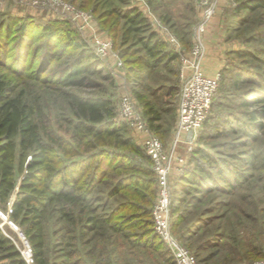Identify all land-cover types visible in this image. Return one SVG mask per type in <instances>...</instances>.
<instances>
[{"label": "trees", "instance_id": "trees-1", "mask_svg": "<svg viewBox=\"0 0 264 264\" xmlns=\"http://www.w3.org/2000/svg\"><path fill=\"white\" fill-rule=\"evenodd\" d=\"M63 1L81 11L90 9L94 14L97 12L93 0ZM103 1L109 3L121 0ZM192 7L197 12L195 0L192 1ZM232 7L237 11L255 10L264 8V1L234 0ZM100 14V27L109 36L114 38L117 34L115 37H119L122 45L134 38L133 43L144 52L135 64L142 63L146 69H155L162 64L179 62V53L170 45L169 49L167 42L150 28L147 17L138 7H110ZM165 21L170 23L169 19ZM192 33L189 32L188 39L179 33L175 35L185 51L191 48ZM34 42H41L37 45L41 68L33 73L37 81L54 83L60 87L87 88L91 85V77L108 71L103 60L65 23L50 21L37 26L27 18L0 16V66L10 57L9 46L14 44L16 68H20L18 72L22 73L29 54L33 52L32 56L35 55ZM113 48L118 53L115 45ZM72 52L75 54L60 70L53 72L50 77L41 78L40 75L50 68L57 57ZM231 54L235 55L231 52L230 57ZM118 57L123 67H126L129 78L140 84L141 75L134 71V62L123 60L122 54ZM104 79L111 87L115 86L110 75ZM235 82H252L258 86L257 89L238 95L244 108V121H238V128L242 136L253 137L258 130L264 129V79L245 80L237 72ZM163 90L167 94L171 91L167 87H163ZM134 95L137 103L131 98L148 128L158 133L161 115L140 93L135 92ZM66 98L73 115L72 119L66 120L72 142L52 128L37 105L30 103L22 93H16L11 80L0 75V210L8 215L9 220L29 241L38 264H54L47 258L46 220L49 206L56 211L57 220L62 223L65 234L61 238L67 240L64 241L65 250L69 254L83 252L85 263L88 259L90 264H158V259L162 257L159 253L165 252L164 248L168 249L153 228L151 212L156 198L153 200L154 192L150 190L156 187V181L150 158L128 135L129 127L118 118L113 97L68 93ZM213 104L214 99L210 109ZM217 104L220 106L221 102ZM250 107L254 109L249 110ZM57 152L66 161H62ZM208 154L203 149L192 151L182 172L173 182L172 190L192 194L206 191L207 185L218 186L223 183L234 187L238 178L243 177L228 167V160H238L236 156L222 159L212 158ZM205 157L210 159L209 165L201 163ZM232 175H235L234 180L230 179ZM17 176L20 177L19 182ZM103 178L110 182L105 197L112 199L128 192L131 201L137 200L141 204L120 200L102 217L96 215L91 204L102 200L101 194L104 192L99 190V196L91 195ZM143 190L149 192L147 197L140 194ZM13 195L14 199L10 203ZM175 212V209L171 211V218ZM174 226L172 223V229ZM262 259L264 257L247 260L252 263ZM0 264H24L15 244L1 228Z\"/></svg>", "mask_w": 264, "mask_h": 264}, {"label": "rangeland", "instance_id": "rangeland-1", "mask_svg": "<svg viewBox=\"0 0 264 264\" xmlns=\"http://www.w3.org/2000/svg\"><path fill=\"white\" fill-rule=\"evenodd\" d=\"M31 1L0 0V16L14 15L27 18L37 26L50 21L65 23L80 40L93 50L92 32L81 27L80 23L73 19V16L62 14L59 10L50 7L34 6ZM192 1L121 0L105 3L103 0H93L92 3L96 5L97 12L94 14L90 9L84 10L91 17L95 35L110 40L112 48L115 45L118 51V53L115 50L113 52L118 56L122 54L123 60L134 62V71L141 75L140 84L129 78L126 67L116 68L113 57L103 60L108 71L104 70L99 76L91 77L89 79L91 85L87 88L60 87L54 83L37 81L34 74L41 68V63H39L41 55L37 53V45L43 40L34 42L33 45L36 46L35 55L32 56L33 52L29 54L22 73L18 72L20 68H16L15 46L14 44L9 46L8 55L10 57L2 64L3 66H0V75H5L13 82L16 93H22L23 97L27 98L30 103L37 105L48 118L52 128H55L67 141H70V126L66 120L72 119L73 115L66 94L113 97L116 107L120 97L124 94L132 96L136 102L134 93H140L145 101L152 103L153 108L162 117L159 123L160 131L152 133L160 139L164 147L170 148L175 141L176 114L181 90L179 62L162 64L155 69H146L142 63L135 64L144 52L133 43L134 38L122 45L119 37L117 39L115 37L117 34L114 39L100 27L98 18L101 17L100 13L104 9L134 6L145 14L152 30L151 17H155L162 23L169 19L170 23L165 21L164 24L172 34L177 35L176 33H179L188 39L189 32L197 23V12L192 7ZM243 1L245 0H237V2ZM224 14L226 34L228 38L236 42V48L233 50L235 55L231 54V61L219 73L218 89L207 121L196 133L182 137L176 151L178 156L185 161L188 160L190 153L197 149L207 151L212 158L224 159L229 156H236L238 160H228L230 161L228 167L232 172L241 173L243 177L238 178L234 187L226 186L223 183L218 184V186L207 185L206 191L201 190V192H193L192 194L173 190L171 211L175 209L177 212L172 218V223L175 224L172 233L183 247L191 253H195L202 264H250L247 259L264 257V224L261 225V222H264V129L258 130L253 137L242 136L243 134L238 128V121H244V108L238 100V95L250 89H257L258 86L252 82L237 84L235 79L237 72H240L245 80L249 78L264 79V8L237 11L232 7ZM160 17H163L164 21ZM112 20L113 18L109 21ZM166 45L171 49L168 43ZM74 54L75 52H72L57 57L50 68L40 75L41 78L50 77L53 72L60 70ZM33 59L36 60L33 61ZM107 75L113 78L114 87H111L108 81L104 79ZM163 87H167L171 91L167 94ZM159 88L161 90L157 91ZM220 102V106H217V103ZM258 107L255 106V108ZM248 109H254V107ZM137 111L140 113L138 109ZM262 123L264 124V118ZM128 135L135 140L138 146H141L140 135H137L130 128ZM57 155L62 161H66L59 152ZM209 161L210 159L205 157L201 163L209 165ZM182 170L172 174V184ZM215 177L217 176L215 175ZM230 179L234 180L235 175H232ZM17 180L20 181L19 176H17ZM101 181L91 195L99 196V190L104 192L101 194L102 200L91 204V207L96 210L95 214L99 217L108 213L120 200L126 203L137 202L136 204H141L137 200L131 201L128 192L112 199L105 197V191H107L110 182L104 178ZM151 191L154 192L153 200H155L156 187L151 188ZM140 194L147 197L149 192L143 190ZM47 211L48 260L54 264H90L91 261L88 259L86 263L84 262L86 258H84L83 252L69 254L65 250L66 245L64 243L67 240L61 238L65 233L62 230V223L57 220L58 214L52 210V206H49ZM0 212L3 213L1 210ZM3 214L9 220L8 215ZM4 231L2 230L17 243L18 236L13 229L11 231L9 227ZM16 232L18 233V231ZM164 251L162 254L159 253V256L162 257L158 259L157 263L173 264L169 252L165 248Z\"/></svg>", "mask_w": 264, "mask_h": 264}, {"label": "built area", "instance_id": "built-area-1", "mask_svg": "<svg viewBox=\"0 0 264 264\" xmlns=\"http://www.w3.org/2000/svg\"><path fill=\"white\" fill-rule=\"evenodd\" d=\"M34 6L50 7L59 10L62 14L73 16L80 26L92 32V46L96 55L101 60L113 57L115 67L123 68V63L118 55L113 52L110 40L98 37L91 23V17L84 11L78 10L71 3L63 0H32ZM197 9V23L193 28L192 45L185 51L178 39L170 29L155 17L150 23L153 30L164 39L172 49L179 53V76L181 90L177 108L175 126V141L170 148L163 143L148 128L141 114L137 111L131 96L124 94L117 105L118 118L126 123L137 135H140L141 147L151 160V167L156 181V200L152 207L153 228L156 235L170 252L174 264H199L197 258L181 245L172 233L171 201L172 182L174 172H180L186 161L177 154L181 138L190 133L199 131L210 112L214 96L217 93L219 75L207 77L202 70L204 45L202 41L208 22L217 14L224 13L234 6V0H195ZM5 216V215H4ZM6 217V216H5ZM10 225L18 231L15 244L24 264H38L33 256L32 247L18 227L9 221ZM250 264H264V260Z\"/></svg>", "mask_w": 264, "mask_h": 264}, {"label": "crops", "instance_id": "crops-1", "mask_svg": "<svg viewBox=\"0 0 264 264\" xmlns=\"http://www.w3.org/2000/svg\"><path fill=\"white\" fill-rule=\"evenodd\" d=\"M224 13H217L208 22L202 36L204 45L202 70L209 78H213L220 73L230 61V53L236 48V42L227 37L224 26ZM13 199L14 195L10 203Z\"/></svg>", "mask_w": 264, "mask_h": 264}, {"label": "bare ground", "instance_id": "bare-ground-1", "mask_svg": "<svg viewBox=\"0 0 264 264\" xmlns=\"http://www.w3.org/2000/svg\"><path fill=\"white\" fill-rule=\"evenodd\" d=\"M0 227L4 228V229H9V227L15 231L16 235L18 236V233L16 232V230L10 225L9 220L7 219V217L4 216L3 213L0 212ZM2 228V230L4 231V229ZM5 232V231H4Z\"/></svg>", "mask_w": 264, "mask_h": 264}]
</instances>
